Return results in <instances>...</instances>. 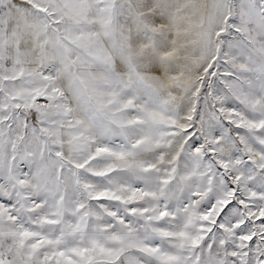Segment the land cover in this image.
I'll list each match as a JSON object with an SVG mask.
<instances>
[{
  "label": "snow or ice",
  "instance_id": "obj_1",
  "mask_svg": "<svg viewBox=\"0 0 264 264\" xmlns=\"http://www.w3.org/2000/svg\"><path fill=\"white\" fill-rule=\"evenodd\" d=\"M0 264H264V0H0Z\"/></svg>",
  "mask_w": 264,
  "mask_h": 264
}]
</instances>
